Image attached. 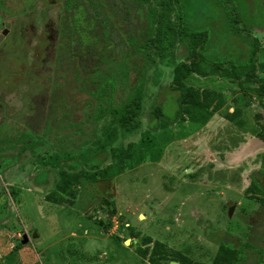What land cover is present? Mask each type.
Listing matches in <instances>:
<instances>
[{
	"label": "rangeland",
	"instance_id": "obj_1",
	"mask_svg": "<svg viewBox=\"0 0 264 264\" xmlns=\"http://www.w3.org/2000/svg\"><path fill=\"white\" fill-rule=\"evenodd\" d=\"M140 1L0 0V32L12 25L0 44V264H152L136 250L145 236L205 263L229 242L244 247L238 264H264V99L244 76L193 73L186 83L222 91L224 106L205 124L157 115L187 52L177 42L164 56L154 45L148 58L135 54L130 40L148 25ZM183 1L217 41L213 56L242 63L248 45L227 33L218 1ZM237 3L234 24L259 40L262 76L264 0ZM144 63L138 125L126 130L100 99L121 103ZM107 77L116 85L101 96ZM114 148L125 156L120 172L101 173L116 162ZM62 171L76 178L73 197L57 187Z\"/></svg>",
	"mask_w": 264,
	"mask_h": 264
},
{
	"label": "trees",
	"instance_id": "obj_2",
	"mask_svg": "<svg viewBox=\"0 0 264 264\" xmlns=\"http://www.w3.org/2000/svg\"><path fill=\"white\" fill-rule=\"evenodd\" d=\"M216 1H218L227 16V33L248 45L246 56H241L245 58L243 62L239 64L231 62V68L224 66V59H217L216 56H213L212 49L217 44V41L211 39L212 32L207 27L194 26L192 24L193 21H190L189 12L183 0H157L155 6L150 4V0L140 1L148 3V25L139 34L141 38L136 37L130 40L134 44L133 50L135 54H143L145 58H148L147 49L151 46L152 48H158L159 55L164 56L165 50L177 42L181 43L187 52V59L179 61L174 66V85L172 89L175 91V96L170 95L161 106L156 107L157 115L176 119L178 114L182 115L184 113L190 121L205 124L215 112L224 106L226 97L222 91L207 87L199 89L186 83V79L193 73L206 76L216 71H222L227 75L235 74L238 78L244 76L245 81L252 85L247 86V88L260 99H264V75L259 76L256 73L257 66L254 62L255 55L258 49L261 48L260 42L257 38L248 40L240 36L239 29L234 24L235 18L232 13L233 10L239 11L238 0ZM227 2L232 5L230 13L225 11ZM174 13L175 16H173ZM145 63L147 62L145 61ZM145 63L143 67H134L136 73L135 83L131 86L128 96L121 103H114L112 94L107 98L101 97L100 99V103L103 100L106 103V112L114 118L113 120L119 126L126 130L135 129L138 125L134 118L140 112L143 100L144 74L147 66ZM259 67L264 69V63L260 62ZM106 84H109L114 89L116 85L115 78L107 77L106 80H102L96 86V91L101 96ZM237 112L238 110H234L233 113L227 112L225 116L233 120L238 116ZM110 138L107 137V141H110ZM117 151L118 149L114 148L112 152L116 162L109 164L101 173L120 172V165L124 163L125 156ZM95 160L96 162L98 161L97 158ZM261 165L264 167V152L261 158ZM60 174L57 187L66 195L73 197L77 185L75 176L64 171ZM87 175L93 176L91 173H87ZM257 185L262 190L261 186ZM68 205L70 204L66 206ZM141 242L146 244V246L142 247L141 243H139L136 250L142 257L148 256L152 264H160L162 260H176L180 264H238L243 259L241 253L244 247L236 248L229 242L222 243L223 251L219 252L211 263L193 261L179 251H170L159 240L153 241V245L149 246L147 243L151 242L150 236H145Z\"/></svg>",
	"mask_w": 264,
	"mask_h": 264
},
{
	"label": "water",
	"instance_id": "obj_3",
	"mask_svg": "<svg viewBox=\"0 0 264 264\" xmlns=\"http://www.w3.org/2000/svg\"><path fill=\"white\" fill-rule=\"evenodd\" d=\"M9 27H10V23L7 22L6 23V28L0 33V41L3 39L4 35L8 33V30H9L8 28ZM190 171H191V169H190ZM104 203H105L106 206L110 205V202L107 199H104ZM232 209L230 210V213L232 212ZM112 212L114 213L115 210H112ZM99 224L103 226V222L102 221H100ZM27 239L28 238H27L26 234H24L23 238H22L23 242H27ZM126 243H128V240L126 241Z\"/></svg>",
	"mask_w": 264,
	"mask_h": 264
},
{
	"label": "flooded vegetation",
	"instance_id": "obj_4",
	"mask_svg": "<svg viewBox=\"0 0 264 264\" xmlns=\"http://www.w3.org/2000/svg\"><path fill=\"white\" fill-rule=\"evenodd\" d=\"M9 23H10V27L8 28L9 30H8V33L7 34H5L4 35V37H3V39L0 41V44L5 40V38L7 37V35L10 33V30H11V27H12V25H11V22L10 21H8ZM7 23V22H6ZM6 23H4V26H3V29L1 30V32L6 28ZM0 32V33H1ZM0 169H1V167H0ZM112 190H114L113 188H112ZM104 199H106L105 197H102L101 198V200H102V202L104 203ZM105 204V203H104ZM170 262H171V260H170Z\"/></svg>",
	"mask_w": 264,
	"mask_h": 264
},
{
	"label": "bare ground",
	"instance_id": "obj_5",
	"mask_svg": "<svg viewBox=\"0 0 264 264\" xmlns=\"http://www.w3.org/2000/svg\"><path fill=\"white\" fill-rule=\"evenodd\" d=\"M170 264H179V262L176 260H171Z\"/></svg>",
	"mask_w": 264,
	"mask_h": 264
},
{
	"label": "crops",
	"instance_id": "obj_6",
	"mask_svg": "<svg viewBox=\"0 0 264 264\" xmlns=\"http://www.w3.org/2000/svg\"><path fill=\"white\" fill-rule=\"evenodd\" d=\"M0 88H3V86H0ZM4 90H5V88H4ZM0 95H2V93L0 92Z\"/></svg>",
	"mask_w": 264,
	"mask_h": 264
}]
</instances>
